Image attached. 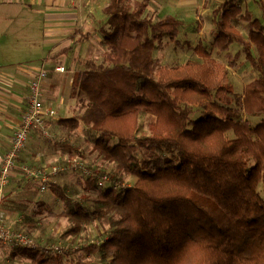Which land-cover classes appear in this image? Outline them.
<instances>
[{
	"label": "trees",
	"instance_id": "obj_1",
	"mask_svg": "<svg viewBox=\"0 0 264 264\" xmlns=\"http://www.w3.org/2000/svg\"><path fill=\"white\" fill-rule=\"evenodd\" d=\"M149 2L110 0L104 7L106 49L73 79L86 109L57 120L64 142L52 140L68 148L65 164L78 151L67 137L83 126L104 165H85L89 174L78 171L75 188L51 183L61 213L34 203L35 215L67 218L68 227L46 242L58 240L59 250H13L37 264H264V118L250 119L264 115V0H223L213 10L211 46L228 64L199 43L201 60L172 65L159 63L155 52L166 38L179 44L184 20L155 19ZM239 22L248 24L246 34ZM233 45L241 48L234 55ZM242 56L257 75L237 93L229 68ZM147 115L154 119L145 131L140 118ZM94 224L100 230L92 238L85 231Z\"/></svg>",
	"mask_w": 264,
	"mask_h": 264
},
{
	"label": "crops",
	"instance_id": "obj_2",
	"mask_svg": "<svg viewBox=\"0 0 264 264\" xmlns=\"http://www.w3.org/2000/svg\"><path fill=\"white\" fill-rule=\"evenodd\" d=\"M109 3L110 0H0V170L4 154L27 108L29 83L44 63L49 73L43 84V101L47 108L58 109H55L57 116L47 117V122L50 129L54 128L55 133L62 135L63 128L57 120L72 116H61L62 105L66 101L62 92L71 90L74 74L79 70L70 77L71 88H66L56 76L68 71L65 62L60 59L67 53L57 55L73 45L72 42L81 34L91 33L90 39L95 36L100 39V29L106 20L103 9ZM206 4L207 0H150L147 10L155 7L154 12L161 13L162 9L173 6L181 13ZM168 14L183 19L179 13ZM37 33L43 35L39 48L50 47L46 55L37 48ZM57 63H63L66 71H55L54 65ZM19 64L22 66L16 68ZM40 135L39 130L31 132L19 156L21 163L44 166L67 157L61 144L50 138L44 141ZM38 184L19 171L12 173L4 197L0 198V205L6 211V224L12 229L32 231L34 227L43 225L42 218L46 213L35 215L34 203L42 200L51 206V197L49 193L45 197L39 191ZM4 244L0 242V264H37L34 256L22 253L20 248L13 250L8 245L9 249Z\"/></svg>",
	"mask_w": 264,
	"mask_h": 264
},
{
	"label": "rangeland",
	"instance_id": "obj_3",
	"mask_svg": "<svg viewBox=\"0 0 264 264\" xmlns=\"http://www.w3.org/2000/svg\"><path fill=\"white\" fill-rule=\"evenodd\" d=\"M223 0H207L206 5H202L199 7H193L191 9H186V11L178 12L176 7L168 6L165 10L161 13L154 12L155 7H151L148 11V14L155 19H159L164 17L168 13H179L181 17L184 19V24L182 26V32L179 36V44L174 45L173 42H171L168 38L164 39L163 43L158 45V48L155 52V56L157 58V61L161 64H184L187 60L190 59H196L201 60L199 57V54L196 50V46L200 43L204 47L208 48V50H211L212 55L218 60L225 64H228V58L226 57V53L217 52L216 49H212L211 43L214 38V25L212 23V12L213 10L222 2ZM250 8L253 9V12L255 15L261 14V10L259 9L258 5L255 1H251ZM237 27L244 32L245 34L248 32V24L246 22H239ZM43 36L41 34H36V42H37V48H39L40 44L43 43ZM75 45L74 48L69 50L67 54H63L61 56V60L65 62V65L68 68V71L63 74H57V79L62 81L63 84L66 85V88H71L70 84V77L74 74L75 71H78L82 68V64L84 65L85 61L88 59H96L100 60L102 57L103 51H105L106 46L103 42V38L100 37V39L95 36L92 39H89L86 42H80ZM37 48H35L37 50ZM47 48V49H46ZM46 48H39L40 52H44L43 54L46 55L49 52L50 47ZM52 48V47H51ZM238 49H241L238 45H233L231 47V53L234 55ZM43 55V56H44ZM23 56H19L21 58ZM18 58V57H17ZM82 62V64H81ZM38 63V62H37ZM23 64V63H22ZM22 64L16 65L15 67H21ZM257 73L252 68V66L246 61L244 56H242L240 59L237 60L236 66L234 68H229V76H230V82L234 86V89L237 93H242L244 90L245 85L250 82L252 79L256 77ZM65 88V89H66ZM74 89V88H73ZM63 90L62 96L66 99L63 107V112L61 113V116L63 115H74L75 113H82L86 109L85 99L83 94H79L77 90ZM61 107V104L59 105ZM61 107V108H62ZM51 108V107H49ZM52 109V108H51ZM57 109V108H55ZM53 109L55 112L56 110ZM58 111V109H57ZM264 118V115H256L254 117H251L252 123L257 124L260 120ZM154 119L153 116L147 115L140 118V123L143 125L144 130L148 131V124ZM48 127V134H43L39 129L41 135L40 138L45 141L47 139H54V140H61L64 142V137L57 132L55 133V129L49 128V122H47ZM83 127V126H82ZM78 128L75 134H72V136L67 137V141H70L74 144V146H77L78 151L74 155V158L80 159L84 162V165L91 164L92 166H104L100 157L98 156L97 152L93 150L92 145L87 140V132L83 128ZM232 136V134H230ZM29 140V139H28ZM65 151L68 152V148ZM67 160V157L59 158L58 161L52 162L51 165H44V166H52V165H65V161ZM51 163V162H50ZM31 165V164H30ZM34 166V165H31ZM36 167H42L41 165H38ZM80 174L78 173V170H70L61 172L57 177L56 181L57 183H60L61 185L69 184L72 188L77 187V177ZM135 178L133 177H127L126 178V184H132L134 183ZM46 193H49L51 199L50 203L51 206L55 209L57 213H61L64 209V203L57 199L56 196L48 189L46 192H43L46 197ZM77 198V197H76ZM43 225L37 226L32 230L30 233L26 229H22L20 231H23L27 233L28 235L32 236L36 243L39 245H45L48 244L47 239L50 236L57 237L58 234L66 229L68 227V220L65 217H50L46 214L44 218H42ZM14 230V229H13ZM100 228L97 224L91 225L87 228L85 233L87 235H90L92 238H95L99 233ZM19 231V230H18ZM84 233L79 237L81 239L78 243H83L85 239ZM78 239V240H79ZM57 241L50 242L47 246L55 247L59 245V243H56ZM62 242V241H61ZM67 242V243H66ZM3 243V242H2ZM63 246H67L70 244V242L65 241L63 243ZM7 246V248L10 249V247L7 244H4ZM41 247V246H40ZM75 248H77L76 245H74Z\"/></svg>",
	"mask_w": 264,
	"mask_h": 264
},
{
	"label": "built area",
	"instance_id": "obj_4",
	"mask_svg": "<svg viewBox=\"0 0 264 264\" xmlns=\"http://www.w3.org/2000/svg\"><path fill=\"white\" fill-rule=\"evenodd\" d=\"M45 64L41 66L29 83L30 92L27 99V108L11 138V144L4 154L0 170V198L4 197L11 175L15 171H19L27 178L38 182L39 191L42 193L46 192L51 183L56 182V177L65 170L73 169L81 171L84 174H89V170L84 165V162L78 158H75L69 164L42 167L31 166L28 163H21L19 161L20 153L25 148L31 132L39 129L43 134H48L47 117L57 116L56 112L47 108L43 101V84L49 73ZM54 70L63 73L66 71V67L63 63H57L54 65ZM107 179V175L101 176L98 179V184L102 185ZM0 242L10 247L22 248H34L37 245L32 236L23 231L13 230L6 224V211L1 205ZM59 248V246L53 247L54 250H59Z\"/></svg>",
	"mask_w": 264,
	"mask_h": 264
}]
</instances>
